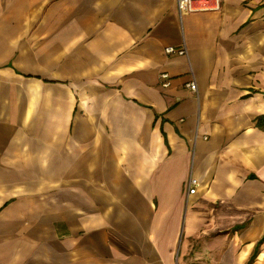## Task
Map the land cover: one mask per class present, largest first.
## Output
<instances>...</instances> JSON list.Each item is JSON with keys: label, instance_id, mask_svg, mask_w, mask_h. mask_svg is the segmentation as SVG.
<instances>
[{"label": "crops", "instance_id": "1", "mask_svg": "<svg viewBox=\"0 0 264 264\" xmlns=\"http://www.w3.org/2000/svg\"><path fill=\"white\" fill-rule=\"evenodd\" d=\"M0 264H264V0H0Z\"/></svg>", "mask_w": 264, "mask_h": 264}, {"label": "built area", "instance_id": "2", "mask_svg": "<svg viewBox=\"0 0 264 264\" xmlns=\"http://www.w3.org/2000/svg\"><path fill=\"white\" fill-rule=\"evenodd\" d=\"M177 4L181 16L190 13L215 11L221 8V0H177ZM166 50L168 53H179L181 55H184L187 52L185 47L177 49L173 46H169ZM160 78L164 87L171 86L172 77L169 73H162ZM187 87L193 92H198V84L195 81L188 83ZM198 184L199 180L197 178L192 177L190 179V193H196Z\"/></svg>", "mask_w": 264, "mask_h": 264}]
</instances>
